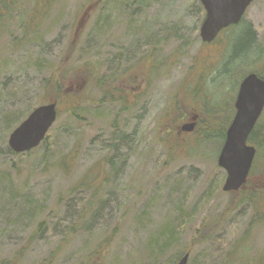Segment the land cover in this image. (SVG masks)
<instances>
[{"label":"rangeland","instance_id":"rangeland-1","mask_svg":"<svg viewBox=\"0 0 264 264\" xmlns=\"http://www.w3.org/2000/svg\"><path fill=\"white\" fill-rule=\"evenodd\" d=\"M32 2L0 30V264H264V149L224 193L221 143L200 142L235 116L240 76L221 67L244 30L203 43L196 0H59L26 35ZM240 24L264 50V0ZM54 102L45 146L14 156L12 132Z\"/></svg>","mask_w":264,"mask_h":264},{"label":"water","instance_id":"water-1","mask_svg":"<svg viewBox=\"0 0 264 264\" xmlns=\"http://www.w3.org/2000/svg\"><path fill=\"white\" fill-rule=\"evenodd\" d=\"M256 0H200L206 17L200 28L203 43H213L223 30L241 23L248 7ZM235 116L226 132L218 157V166L227 174L223 192L240 191L247 183L257 150L249 145V137L264 110V79L247 75L239 85L234 104ZM58 118L57 103L43 105L12 132L9 147L15 154H25L40 147ZM196 124L184 126L192 132ZM190 255H184L176 264H188Z\"/></svg>","mask_w":264,"mask_h":264},{"label":"trees","instance_id":"trees-1","mask_svg":"<svg viewBox=\"0 0 264 264\" xmlns=\"http://www.w3.org/2000/svg\"><path fill=\"white\" fill-rule=\"evenodd\" d=\"M101 1L103 2L104 0H99V4L101 3ZM19 3L21 4V0H0V7H1V11H3V13H1L0 11V30L2 27V23L5 22V20L7 18L12 17V12L13 9L16 8ZM32 6H31V12H27L26 13V17H23L21 19V21H19V26L21 27V30L23 32L26 33V35L30 34L33 30L32 28L37 25H40L41 19L45 18V16H47L48 12H50L51 10L54 9V7L59 3V0H33L32 2ZM196 3L198 5V9L202 10L203 12V8L199 2V0H196ZM39 8H42L41 11H38ZM238 28H242L244 30V34L243 36L240 38V40L238 41V44L241 49L239 51H235L232 55H228L226 57L225 62H223L222 67H221V74L223 76H226L228 78V76H232L234 77L235 75H238L239 77V82L237 83V87H236V91L238 92V87L239 84L241 83V81L248 75V74H256L258 77L264 79V75L255 70V66L257 64L255 63H261V61L264 59V50L258 45V41H257V37L255 35V33L253 32L252 28L248 25H244V24H239L238 26H234L231 27L230 29H228V31L226 32H231L234 31L235 29ZM225 32V33H226ZM154 37V36H152ZM151 38H149V42L148 39L146 40L147 45L150 44V42L152 41ZM230 36L228 37V45H230ZM186 45L187 44H183ZM257 51L260 53V57L257 58V60H254L252 62H250L249 60H247L249 58L248 53H250L251 51L253 52ZM249 67L251 68V66L253 67L252 71H250L248 74L245 72L239 73L238 70L240 69V67ZM241 74V75H240ZM97 80V79H96ZM95 80V81H96ZM106 84L109 85L110 81L109 79L105 80ZM98 82V83H97ZM113 82V80H112ZM96 84H98L99 88H102L104 86V81H96ZM111 85V83H110ZM221 86V84H219ZM236 85V84H235ZM50 87L51 90H53L54 92L60 93L61 92V85H59L58 83H55L48 85ZM56 103V102H54ZM50 104V103H49ZM44 105H48V104H44ZM43 106V105H41ZM75 111H73V115H75ZM16 118V117H15ZM15 118H11L10 121H16ZM234 119V116H231L229 118H227L225 120V122L223 121L222 123H220V125H218V127H214L213 123L212 126H210V132L206 131L204 133V140L200 141V142H204V141H208L209 139L213 138L217 141H219V143H221V147L224 144L225 138H226V132L227 130L224 127V124L226 123V126L230 127L232 120ZM219 128V130H218ZM227 128V127H226ZM212 131V132H211ZM47 140V138H46ZM46 140L42 143V145L45 146ZM249 145L254 146L257 150H259V152H261L264 149V130L260 127L259 123L257 124L256 128L253 130L252 134L249 137ZM43 146V147H44ZM114 151V148L112 149ZM11 152V151H10ZM31 152L28 153L31 154ZM12 154L14 156H17V154H15L14 152H12ZM74 156V155H73ZM73 156L71 157V154H69L67 156V164L68 165L69 162H72L73 160ZM65 159V160H66ZM64 163V162H63ZM109 164V161L106 162ZM164 230H166V232H169V238L168 241H166L164 244L162 243V247H170L171 245H173L175 243L174 241V231H172L171 228H165ZM165 233V232H164ZM162 234V233H161ZM185 254H189V253H185ZM185 254H181L179 256V260L185 255ZM15 262H7L4 264H14ZM235 264H240L239 263H235Z\"/></svg>","mask_w":264,"mask_h":264},{"label":"bare ground","instance_id":"bare-ground-1","mask_svg":"<svg viewBox=\"0 0 264 264\" xmlns=\"http://www.w3.org/2000/svg\"><path fill=\"white\" fill-rule=\"evenodd\" d=\"M256 126H257V125H256ZM255 128H256V127H255ZM255 128H254V129H255ZM248 143H249V142H248Z\"/></svg>","mask_w":264,"mask_h":264}]
</instances>
